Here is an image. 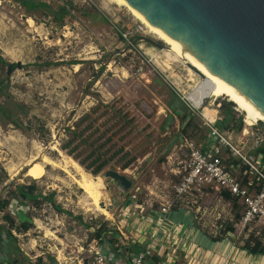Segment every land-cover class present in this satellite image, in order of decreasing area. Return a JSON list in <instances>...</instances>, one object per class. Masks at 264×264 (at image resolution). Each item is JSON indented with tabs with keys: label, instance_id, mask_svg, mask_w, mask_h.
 Listing matches in <instances>:
<instances>
[{
	"label": "rangeland",
	"instance_id": "obj_1",
	"mask_svg": "<svg viewBox=\"0 0 264 264\" xmlns=\"http://www.w3.org/2000/svg\"><path fill=\"white\" fill-rule=\"evenodd\" d=\"M33 1L52 11L65 6L66 12L59 18L41 6L27 10L15 0H0V56L18 62L8 74L0 66V226L13 236L5 238L0 228V264H86L85 250L98 226L112 232H104L106 240L119 242L115 225L129 234L127 226L171 195L173 171L186 156L183 137L202 142V118L221 119L220 103L229 102L241 119L240 130L231 123L222 131L243 143V151L253 150L255 129L225 92L217 96L199 86L202 77L167 55L164 42L116 0ZM183 114L191 120L185 128ZM258 120L252 122L264 131ZM36 153L33 163L23 164ZM42 154L69 157L99 178V205L109 215L95 210L63 171L45 166L38 175L33 166ZM12 163L21 166L9 176L5 166ZM110 170L124 175L129 186L105 176ZM17 185H32L36 199L22 200ZM50 193L68 213L56 212L43 198ZM195 199L174 203L189 211L175 214L182 231L192 225L210 239L231 238L240 247L249 235L264 244V222L241 226L234 216L240 207L217 191L207 189ZM21 222L29 224L26 230ZM228 223L232 231L222 234ZM177 231L180 243L185 239Z\"/></svg>",
	"mask_w": 264,
	"mask_h": 264
},
{
	"label": "built area",
	"instance_id": "obj_2",
	"mask_svg": "<svg viewBox=\"0 0 264 264\" xmlns=\"http://www.w3.org/2000/svg\"><path fill=\"white\" fill-rule=\"evenodd\" d=\"M216 118V115L212 121L202 118L206 129L202 142L196 143L183 137L186 156L179 162V167L173 171L176 179L171 187V195L166 196L155 211L161 221L160 223L155 220V228L161 229L164 221H168L171 227L176 225L172 211H182L186 215L189 211L181 206L175 208L174 203H180L185 199L190 204L195 203V198L200 197L207 189L217 191V195L222 199V191L235 199L236 205L240 207L238 222L241 226L254 220L264 222V165L261 163V157L259 154L254 156L253 150L243 151V143H236L226 135V132L216 128L214 126ZM250 126L255 129L251 147L255 149L264 140V131L258 129L256 123ZM226 157L233 158L236 163L227 167L223 162ZM138 225L133 222L130 228ZM168 227L161 229L164 236L163 242H165L163 250L166 252L155 260L153 245L157 242L154 240V229L141 233L143 242L139 244L140 248L129 251L121 239V236H124L121 233L123 226L115 225L120 237L119 242L110 244L103 237L104 232L101 231L100 235L88 244L85 250V262L86 264H175L172 258L174 250H170V244L177 242L176 233L173 235L176 228ZM137 229L139 228H135V231ZM80 264H83L82 259H80Z\"/></svg>",
	"mask_w": 264,
	"mask_h": 264
},
{
	"label": "water",
	"instance_id": "obj_3",
	"mask_svg": "<svg viewBox=\"0 0 264 264\" xmlns=\"http://www.w3.org/2000/svg\"><path fill=\"white\" fill-rule=\"evenodd\" d=\"M124 1L264 113V0ZM105 176L130 184L116 171Z\"/></svg>",
	"mask_w": 264,
	"mask_h": 264
},
{
	"label": "bare ground",
	"instance_id": "obj_4",
	"mask_svg": "<svg viewBox=\"0 0 264 264\" xmlns=\"http://www.w3.org/2000/svg\"><path fill=\"white\" fill-rule=\"evenodd\" d=\"M116 2L130 9L132 13H134L138 17V19L148 29L151 30V32L155 35V37L158 40L164 42V44L171 50L167 52V55H169L170 57L181 59L182 61H184L189 66L196 69L201 74L200 76L202 77V82L198 84L199 86L208 87L210 89L209 92H212L213 95H217V96L220 93L225 92L226 97L235 104L238 110L243 112L244 121L247 123V125H251L253 123L252 121L258 119L264 121V113L262 111H260L257 107H255L236 88H234L227 82L223 81L220 77H218L210 70H208L202 63H200V61L190 51L187 50L185 46H181L180 42L170 37L163 30L159 29L158 27L154 26L151 23H148V21L142 14H140L134 8L129 6L124 0H116ZM27 21L29 24L32 22L30 18H28ZM245 131L246 130L243 128L242 132ZM20 149L22 151V148ZM38 155L39 154L36 153L28 158H25L23 164L28 165L29 163H33V161H35ZM20 166L15 165L13 163L7 164L5 166V170L8 172L9 176H13L17 171V169L20 168ZM45 166H50L52 168L63 171L74 184H76L80 189H82L83 194L86 196V198L91 200L92 203L91 205H94L95 210H97L99 213L105 216L109 215L108 211L99 205L100 200H102L101 198L103 196V193L101 191L102 183L99 178L93 177L92 175L88 174L73 159H70L69 157L66 156H62L61 159L55 160L50 158L46 154H42L40 155V163L34 164L33 168L36 170L37 174L39 175L41 174Z\"/></svg>",
	"mask_w": 264,
	"mask_h": 264
},
{
	"label": "crops",
	"instance_id": "obj_5",
	"mask_svg": "<svg viewBox=\"0 0 264 264\" xmlns=\"http://www.w3.org/2000/svg\"><path fill=\"white\" fill-rule=\"evenodd\" d=\"M155 211L156 209H148L145 219H140V221L139 219L134 220L136 225L139 224L137 226L139 228L137 231H135L137 227L131 229L130 226H127L128 229H125V232H129V234L127 233L128 236L124 234L123 230L121 231L124 235L121 236L122 242L125 244L126 249H137L139 244L141 245L143 242V232L145 233V231L154 229V240L157 242L156 245H153L156 254L154 260L166 252L163 250V247H165L163 233L161 229L154 227L155 220L161 223ZM177 212V210L172 211L174 219ZM175 222H178V224L172 227L177 228L178 231L180 230V237L185 239L180 243L176 242L170 244V250H174L172 258L175 264H264V254H250L243 245L242 247L234 245L232 241L229 240L231 238L222 237L219 239H210L204 233L194 231L193 228L191 229V227H193L192 225L190 228H184V231H182L179 221ZM161 226L162 228L164 227L163 229H165V227L167 229L169 228L168 226L171 227V224H169L168 221H164ZM182 242L184 245L180 247ZM186 254H188V257L184 258ZM181 257L182 260L178 261Z\"/></svg>",
	"mask_w": 264,
	"mask_h": 264
},
{
	"label": "trees",
	"instance_id": "obj_6",
	"mask_svg": "<svg viewBox=\"0 0 264 264\" xmlns=\"http://www.w3.org/2000/svg\"><path fill=\"white\" fill-rule=\"evenodd\" d=\"M15 1L18 2L24 9H27V10H29L35 6L44 7L45 9L50 10L55 16H57L59 18H61L62 15L66 12L65 6H59V7H57L56 10L52 11L45 3H42V2H36L33 0H15ZM45 64H48V63H45ZM7 65H10L11 69L14 68L15 66H17L16 63H9V62L5 61L0 56V66H7ZM1 88H2V79H0V91H1ZM219 107L222 108L223 115H222L221 119L215 120L214 126L216 128H218L219 130H223V128H228L230 125H232L231 123H233L234 129L237 131L240 130L241 129V119H240V117L234 116V112L230 106V103L229 102H222V103H220ZM181 117H182V120H184L183 127L185 128L189 125V123L191 121L190 117L187 118V116L185 117L184 114ZM258 122H261V121H258ZM261 123L264 124L263 122H261ZM252 154L254 156L259 154L261 157V159H260L261 163L264 165V140L260 143L259 146H257L255 149H253ZM223 162L227 167L228 166L230 167L236 163V160H234L231 157H226L223 160ZM100 167H101L100 165L95 166L92 172L93 173L97 172L100 169ZM32 190H33L32 185H24V186L23 185H17L15 187L16 195L19 196L22 200H35L37 195H32ZM221 195H222L223 199L229 200L231 202L232 206L238 207L235 203V199L229 197V194L227 192L222 191ZM43 198L50 201L52 208L56 212L68 213V212L63 211L62 209H60V207L58 205L53 203L52 193H50L46 196H43ZM234 216L236 219L239 217V215H237V214H235ZM4 218L7 219L10 223L12 222L7 216H4ZM28 226H29L28 223L21 222L19 225V228H21L22 230H26L28 228ZM0 228L3 231L2 234L4 235L5 238L13 239V236H12L9 228H5L2 226H0ZM232 229L233 228H232L231 223H228L224 226V229L222 230V234L227 233V232H231ZM101 231L112 233L111 231H108L107 229H105L103 225H100L94 230V235L96 237H98L100 235ZM219 238H222V237L221 236L216 237V239H219ZM0 239L1 240L3 239L1 234H0ZM107 242H109L110 244L113 243L111 240H107ZM243 246L250 254H264V245L262 244V242L259 239H256V238L253 239L251 237V235H249L245 239ZM110 248H112V247H110ZM137 249H139V248H137ZM13 262H14V260H13Z\"/></svg>",
	"mask_w": 264,
	"mask_h": 264
}]
</instances>
